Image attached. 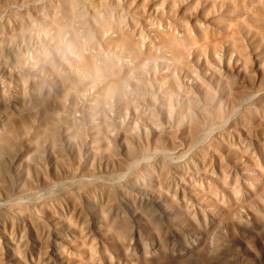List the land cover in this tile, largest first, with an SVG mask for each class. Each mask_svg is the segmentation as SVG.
<instances>
[{
    "label": "rangeland",
    "instance_id": "1",
    "mask_svg": "<svg viewBox=\"0 0 264 264\" xmlns=\"http://www.w3.org/2000/svg\"><path fill=\"white\" fill-rule=\"evenodd\" d=\"M0 264H264V0H0Z\"/></svg>",
    "mask_w": 264,
    "mask_h": 264
}]
</instances>
